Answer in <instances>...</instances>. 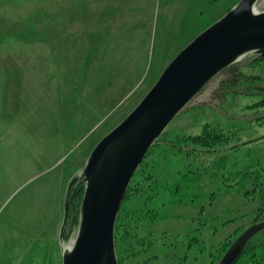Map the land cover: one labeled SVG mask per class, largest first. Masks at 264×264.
<instances>
[{"label": "rangeland", "instance_id": "1", "mask_svg": "<svg viewBox=\"0 0 264 264\" xmlns=\"http://www.w3.org/2000/svg\"><path fill=\"white\" fill-rule=\"evenodd\" d=\"M238 1L0 0V264H62L68 178L170 60ZM256 56L215 75L147 151L116 219L118 264H218L264 220ZM82 194L62 243L75 236ZM235 264H264V230Z\"/></svg>", "mask_w": 264, "mask_h": 264}, {"label": "water", "instance_id": "2", "mask_svg": "<svg viewBox=\"0 0 264 264\" xmlns=\"http://www.w3.org/2000/svg\"><path fill=\"white\" fill-rule=\"evenodd\" d=\"M258 0H239L186 44L155 83L68 178L63 195L59 247L62 264H118L115 223L128 186L154 141L173 118L220 71L248 52L264 59V11ZM264 92V86H255ZM83 185L73 240L62 243L75 190ZM264 220L244 229L218 264H235Z\"/></svg>", "mask_w": 264, "mask_h": 264}, {"label": "trees", "instance_id": "3", "mask_svg": "<svg viewBox=\"0 0 264 264\" xmlns=\"http://www.w3.org/2000/svg\"><path fill=\"white\" fill-rule=\"evenodd\" d=\"M81 188H82V190H83L82 184H79V185L77 186L76 190H75L74 196H75V194L79 191V189H81ZM73 199H74V197H73ZM72 202H73V201H72Z\"/></svg>", "mask_w": 264, "mask_h": 264}, {"label": "bare ground", "instance_id": "4", "mask_svg": "<svg viewBox=\"0 0 264 264\" xmlns=\"http://www.w3.org/2000/svg\"><path fill=\"white\" fill-rule=\"evenodd\" d=\"M256 6V5H255Z\"/></svg>", "mask_w": 264, "mask_h": 264}]
</instances>
